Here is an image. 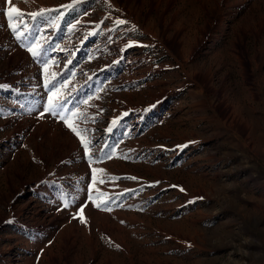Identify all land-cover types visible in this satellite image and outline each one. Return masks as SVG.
Returning <instances> with one entry per match:
<instances>
[{
  "label": "rangeland",
  "instance_id": "374dc122",
  "mask_svg": "<svg viewBox=\"0 0 264 264\" xmlns=\"http://www.w3.org/2000/svg\"><path fill=\"white\" fill-rule=\"evenodd\" d=\"M0 85V264H264V0H0Z\"/></svg>",
  "mask_w": 264,
  "mask_h": 264
},
{
  "label": "snow or ice",
  "instance_id": "6c2138e0",
  "mask_svg": "<svg viewBox=\"0 0 264 264\" xmlns=\"http://www.w3.org/2000/svg\"><path fill=\"white\" fill-rule=\"evenodd\" d=\"M27 2V0H25ZM61 7H67L71 8L72 5H66V6H61ZM54 11L53 9H47V8H40L38 11L32 12L30 14H27L32 20H36L37 18L43 16L46 13H50ZM15 14V15H14ZM26 14L23 13L19 8H14V7H9L7 10V18L9 21V27L12 29V31L16 34L17 38L19 39L22 35L21 31L19 30V25L14 23L13 21L15 19H21L23 16ZM60 16H63V12L59 13ZM116 24H125L127 23L124 20L117 19ZM27 27V25H24ZM91 35V33H89ZM131 46L126 45L125 47ZM40 45L39 42L34 44L33 46L28 48V51L34 56L37 57L40 55L39 51ZM71 63V61H69ZM67 66V65H66ZM45 70L47 71V66L45 65ZM57 73L52 74V78L50 79L47 75L45 76L44 80V86L46 89H48V99L47 103L43 107V111L40 113L41 118L45 114H51L53 117L60 119L65 123V125L80 139V142L84 148L85 155L88 157L89 163H92V156L90 155V144L91 141L87 139L86 137V129H80L78 126L73 123L72 121L78 119V118H83V114L80 112H73L71 109H67L66 111L64 110L69 102L67 96L60 95V89L57 88V80L56 76ZM0 87H5L3 85H0ZM88 101H84L85 104H87ZM126 114V113H125ZM116 120L112 121L111 126L109 127L108 131H111L112 126H115ZM85 133V134H82ZM111 158V157H109ZM105 170L104 169H97V168H92V183L89 184L88 186V201L91 202L96 208H103L104 210L111 211V208H109L107 205L108 203L111 202V198L106 199L105 201L98 202L96 197L93 194V189L95 187V184L97 182V173H103ZM130 179H137V177H129ZM109 179H118L117 177H109ZM105 181L103 179L99 180V183H104ZM127 191V190H126ZM183 191V189H181ZM97 195H105L104 193H100L99 190H96ZM71 201H66L64 203V207L68 208L70 205ZM84 207L86 205L81 206L79 210V217L81 219L82 223H86V220L83 217V212H84ZM116 247H119L117 245Z\"/></svg>",
  "mask_w": 264,
  "mask_h": 264
}]
</instances>
